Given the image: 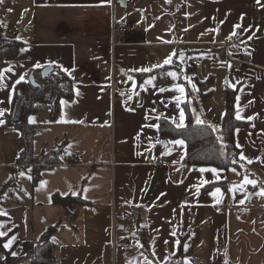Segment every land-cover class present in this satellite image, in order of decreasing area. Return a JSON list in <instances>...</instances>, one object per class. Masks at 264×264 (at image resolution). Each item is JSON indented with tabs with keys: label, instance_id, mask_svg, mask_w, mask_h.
<instances>
[{
	"label": "crops",
	"instance_id": "crops-1",
	"mask_svg": "<svg viewBox=\"0 0 264 264\" xmlns=\"http://www.w3.org/2000/svg\"><path fill=\"white\" fill-rule=\"evenodd\" d=\"M21 1L12 3L16 7ZM24 4L29 8L27 25L22 16L14 18L19 29L8 27L10 5L8 14L0 18L1 35L24 43L6 57L5 68L13 71L5 74L8 89H0V110H4L0 190L13 176L19 184L13 201L0 203V212L6 213L0 215L4 225L0 231L8 237L0 242V264H8L6 251L19 257L25 241H36L57 223L52 237L54 264H144L145 257L152 264H164L179 251L180 244L174 242L181 235L186 236L183 264H264V196L259 194L264 188V0H24ZM122 24L129 32L123 44L114 46L113 25ZM236 24L242 27L234 29ZM233 30L237 35L228 39ZM173 51L177 55L171 71L177 78L168 76L163 82L150 76L139 85L133 76L138 71L132 70L160 64ZM241 51L253 66H235L229 53ZM37 63L40 68L34 67ZM47 66L71 71L75 95L63 100L67 103H61L55 120L49 110L30 116L38 130L34 154L64 144L74 161L83 164L46 165L35 185L33 166L17 164L23 142L18 131L5 125V117L12 109L15 92L10 89L16 91L15 81L25 73L22 82L29 81L32 73L39 79ZM181 71L185 82L179 81ZM209 78L214 80V92L205 98L199 82ZM231 84L239 88L236 106L241 121L249 124L238 128V134L235 131L236 142L251 164L256 163L243 161L244 167L236 168L241 175L231 169L183 164L186 143L183 148L173 145L146 126L159 124L156 117L178 119L181 109L186 123L184 103L189 100L195 121L199 117L220 129ZM177 86L185 89L183 94L175 91ZM158 158L165 159L168 167L154 165ZM202 167L218 169L219 178L200 173ZM22 172L27 177L20 179ZM244 175L257 186L241 189ZM220 181L232 185L228 190L216 186L221 189L217 204V197L211 195L216 187L205 192L202 188ZM233 187L237 191H231ZM55 193H77L73 196L80 195L85 202L54 205ZM114 209H121L127 220L115 219ZM134 212L142 213L140 227L147 231L151 258L141 247ZM13 235L17 239L4 248ZM127 239L132 245L124 244Z\"/></svg>",
	"mask_w": 264,
	"mask_h": 264
},
{
	"label": "trees",
	"instance_id": "trees-1",
	"mask_svg": "<svg viewBox=\"0 0 264 264\" xmlns=\"http://www.w3.org/2000/svg\"><path fill=\"white\" fill-rule=\"evenodd\" d=\"M0 71L3 70L6 65V57L19 50L24 43L17 39H7L1 35L0 27ZM176 63L172 65H165L159 69H153L152 72L142 73L135 72L133 76L137 79L139 85H141L145 79L150 76L157 77L160 81H167L168 75L166 73L171 71L175 67ZM53 71L45 78L40 76L36 79L38 86H34L30 81L20 82L15 91V95L12 101V109L5 117V125L13 127L19 132L20 139L23 142V149L21 150L17 159V164L20 166H33L32 175L33 183H37L42 179L41 172L45 166H52L55 164H61L65 161H73L74 155L69 154L66 151L65 145L62 144L58 148H55L49 152H43L40 155L34 154V139L38 133L37 127L33 123H29V118L32 114L38 113L43 110H49L52 118L55 120L60 115L61 101L72 100L75 95L74 80L68 74H66L59 66H53ZM33 74V73H32ZM182 71L180 73L179 81L182 80ZM214 80L209 78L206 81L199 82V88L202 97H211L213 90ZM239 88H227L226 93V111L222 118L220 134L224 136V143L228 145L225 150V154H221V142L217 140L219 133L212 131V125L204 123L203 125H197L193 112L190 107L189 100L184 104L186 113V127L179 129L172 123L171 120L164 117L159 119L160 130L159 134L164 140H184L187 146V152L183 159V164L194 166H214L223 170H230L232 168L241 169L240 164L243 161H239L237 164H232L231 161L234 158L239 160L240 149L235 147L236 137L235 130L237 128H245L249 124L245 121L237 120L236 115V98ZM190 95V94H189ZM65 155V159L63 156ZM256 163L251 164L255 165ZM232 185L227 181H220L210 183L202 188V191H209L216 186H221L228 190ZM19 188V184L16 177L13 176L0 190V203L8 205L9 199L15 194V190ZM81 202H85L83 198L73 195L62 196L59 193L52 195V203L54 205H74ZM141 216L142 213L134 212L132 218L135 220V224L138 229V237L141 241L143 251L149 258L152 257L151 250L148 243L147 231L141 230ZM60 223L50 225L37 239L36 241H25L22 245V251L19 257L12 255L10 251H6L8 264L29 263V264H54L55 256L54 249L56 243L52 237L57 232ZM8 237H0L1 244ZM186 236H180V247L176 255L172 256L164 264H183L184 261V244Z\"/></svg>",
	"mask_w": 264,
	"mask_h": 264
},
{
	"label": "snow or ice",
	"instance_id": "snow-or-ice-1",
	"mask_svg": "<svg viewBox=\"0 0 264 264\" xmlns=\"http://www.w3.org/2000/svg\"><path fill=\"white\" fill-rule=\"evenodd\" d=\"M168 2H170V0H168ZM258 2H259V0H258ZM2 3H3V0H0V4H2ZM241 27H242L241 24H236V25H234V29H239V28H241ZM246 31H247V30H246ZM236 35H237V32H236L235 30H233V31L231 32V34H230L227 38H228V39H231L233 36H236ZM164 42H165V43H169L170 41H164ZM22 51H25V50L22 49ZM176 55H177V53L173 51V52H172L168 57H166V58L163 60V62L160 63V64H156V65H154V66H152V67H143V68H140V69H133L132 71H138V72H142V73H149V72H152V71H153V68L159 69V68H162V67L165 66V65H172V63H173V57L176 56ZM180 59H181V60L184 59L183 54H180ZM34 67H35V68H40L41 65H40L39 63H37ZM60 67L62 68V66H60ZM229 67H231V66L229 65ZM12 71H13V69H12L11 67L5 68V69H3L2 71H0V89H8V85L5 83V80L7 79V77H6L5 74H6V73H10V72H12ZM62 71L67 72L68 75H71V71H70L69 69L62 68ZM26 75H27V73H25L24 75L20 76V77L15 81V83H16V84H19L20 82L24 81ZM166 75L172 77L173 79H176V78H177V73H176L175 71H168V72L166 73ZM129 79L131 80L132 78L129 77ZM154 79H155V77L150 78V79L147 81V83L151 84L152 81H153ZM186 79H188V78L186 77ZM225 83H226V84H229V81L226 80ZM230 86L233 87L234 89H235V87H236L235 84H231ZM133 88H135V83H134V82H133ZM192 88L195 90V85H194V84L192 85ZM159 91H160V92H164V91H166V89H164V88H160ZM175 91H177V92L183 94L184 91H185V89H184L183 87L177 86L176 89H175ZM241 91H242V89H241ZM10 92L14 93V92H15V88H14V87L11 88V89H10ZM135 94L138 95V93H135ZM77 95H79L78 92H77ZM176 99H177V103H179V102H180V97H177ZM236 99H237V101H238V100H239V97H237ZM9 102H11V101L9 100ZM61 103H62V104H66L67 102H66V101H61ZM249 103H251V101H250ZM236 108H237V111H236L235 118H236L237 120H241V119H242V116H241L240 111H239V104H237ZM3 115H4V110H0V116H3ZM156 119L159 120L160 117H156ZM165 119H168V117H165ZM246 119H248V120H252V119H255V117H247ZM184 120H185L184 110L181 109L180 112H179V118L177 119V118L173 117V118H172V123L175 124V126H176L177 128H179V129H183V128L186 127V125H185V123H184ZM62 122L82 123V121H62ZM195 122H196L197 125H203V124L205 123V122H204L202 119H200L199 117L196 118V121H195ZM0 123H3V121H0ZM29 123H35V118H34V117H30V118H29ZM146 126H147V127H153V128H155L157 131L160 130V125H159L158 123H157V124H153V125H146ZM212 131H214V132H215V131H222V129H218V128H216L215 126H212ZM235 131H236L237 134L239 133V129H238V128H237ZM137 139H139V136H137ZM217 140H219V141L221 142V154L224 155V154H225V150L228 148V145H227L226 143H224V136H223V135H219V136H217ZM169 143H171V144H173V145H179L181 148H183L185 142H184V140H172V141H170ZM235 147L238 148V149H242V146L239 144L238 141L235 143ZM232 155H233V157H234V158L232 159V161H231L232 164H237L239 161H246V162L249 163V164H251V163L253 162L251 159H249L248 157H246V156L243 154V151H241V152L239 153V160L235 159V155H236L235 153H233ZM240 167L243 168L244 165L241 163V164H240ZM231 170H232L233 172H236L237 175H241L240 172H237V169H236V168H232ZM29 171H30V170H29ZM199 172H200V173L211 172V173H213V174L215 175L216 178H219V170L216 169V168H205V167H202V168L199 169ZM20 175L23 176L24 173H21ZM30 178H31V177H29V179H30ZM202 183L206 184V183H209V181H203ZM244 185H252L253 187H256V186H257V185H256V181H255V180H252V179H249L248 175H244V176H243V184H241L239 187L242 189ZM197 190H199V189H197ZM231 191L235 192V191H237V188H236V187H233V188L231 189ZM220 193H221V189H220L219 187H216V188H215V191H214V192H211V195H212L213 197H217V200H216V203H217V204L220 203V199H219V197L217 196V194H220ZM76 194H77V193H73V195H76ZM243 194H244L245 196L248 195L246 192L243 193ZM259 194H260L261 196H264V188H262V189L260 190V193H259ZM240 203L242 204V203H244V201L241 200ZM0 215H6V213H4V212H0ZM3 227H4V225H0V228H3ZM171 235L175 236V235H176V232L173 231V232L171 233ZM5 236H7V232H6V231H0V237H5ZM16 239H17V237H16L15 235L11 236V237L7 240V242L4 243L3 247L6 248V249H7V248H10L11 245L13 244V242H14ZM165 243H167V241H165ZM174 243H175V245L178 246V245L180 244V241H179V240H176ZM141 247H143V246L141 245ZM185 251H187V246H185ZM13 255H16V254L13 253ZM153 256H155V252H153ZM144 264H152V262L149 261L147 257H145Z\"/></svg>",
	"mask_w": 264,
	"mask_h": 264
},
{
	"label": "built area",
	"instance_id": "built-area-1",
	"mask_svg": "<svg viewBox=\"0 0 264 264\" xmlns=\"http://www.w3.org/2000/svg\"><path fill=\"white\" fill-rule=\"evenodd\" d=\"M153 1V0H147ZM129 32V27L127 24L122 25H113L112 33H113V45L117 46L123 44L125 42V36ZM1 42V39H0ZM221 44V43H219ZM229 58L233 61L235 66L239 69L244 68L245 66H253L254 64L248 59V54L245 51H241L238 54H230ZM193 65H197V61L192 60ZM74 163L83 164V160H75ZM115 163L112 162V165ZM154 165L161 166V167H168V162L163 158H158L156 161L153 162ZM114 218L125 222L127 217L121 212V209H114ZM126 245H132V240L127 239L124 241ZM116 247V245H114Z\"/></svg>",
	"mask_w": 264,
	"mask_h": 264
},
{
	"label": "rangeland",
	"instance_id": "rangeland-1",
	"mask_svg": "<svg viewBox=\"0 0 264 264\" xmlns=\"http://www.w3.org/2000/svg\"><path fill=\"white\" fill-rule=\"evenodd\" d=\"M13 6L11 8V11H12V15L7 19V25L8 27L13 31L14 29H19V23L18 25L16 26L15 24L17 23V21L14 20V18H16L17 20H20V17L23 16V20H21L25 25H27L29 23V19H27V16H28V10L29 8L26 6V4H24V0L21 1L20 5L19 6H16L14 7V3H12V0H3V3L0 4V18H2L3 16H6L8 14L7 10L8 6ZM4 6H6L5 9ZM15 23V24H14ZM24 29V28H23ZM26 29V27H25ZM4 45V44H1L0 42V47ZM218 132V131H217ZM219 135L220 134V131L218 132ZM24 173V176L27 177V173L26 172H22ZM20 179H21V175H19ZM19 190V188H18ZM10 201H13V199H11ZM17 264H29V263H17Z\"/></svg>",
	"mask_w": 264,
	"mask_h": 264
},
{
	"label": "water",
	"instance_id": "water-1",
	"mask_svg": "<svg viewBox=\"0 0 264 264\" xmlns=\"http://www.w3.org/2000/svg\"><path fill=\"white\" fill-rule=\"evenodd\" d=\"M53 66H47L45 67L42 72H41V76L43 78L47 77L52 71H53ZM29 81L34 85V86H38V83L36 81V78H35V75L34 74H31L30 77H29ZM163 145H167L168 142L167 141H163L162 142Z\"/></svg>",
	"mask_w": 264,
	"mask_h": 264
}]
</instances>
